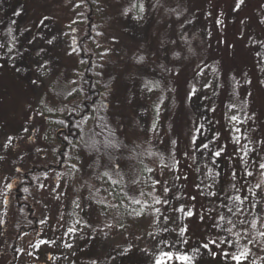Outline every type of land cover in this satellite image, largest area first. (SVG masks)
<instances>
[{
    "label": "rangeland",
    "instance_id": "374dc122",
    "mask_svg": "<svg viewBox=\"0 0 264 264\" xmlns=\"http://www.w3.org/2000/svg\"><path fill=\"white\" fill-rule=\"evenodd\" d=\"M89 1L0 0V264H186L185 255L236 264L223 252L243 249L241 264H264V0ZM183 43L219 57L195 66L194 81ZM90 60L112 80L118 140L86 134L60 163L50 115L73 102ZM194 136L227 156L213 165ZM243 145L252 151L241 161ZM209 169L219 172L211 187ZM116 189L140 206L145 227L114 221ZM208 239L231 244L210 245L214 258L200 248Z\"/></svg>",
    "mask_w": 264,
    "mask_h": 264
},
{
    "label": "trees",
    "instance_id": "16d2710c",
    "mask_svg": "<svg viewBox=\"0 0 264 264\" xmlns=\"http://www.w3.org/2000/svg\"><path fill=\"white\" fill-rule=\"evenodd\" d=\"M82 1L81 5L85 8L93 5L89 0ZM222 17V15L220 17L218 16V20H223ZM168 46L172 47V44L168 43ZM178 52L182 61L185 62L184 67H191L188 75L192 81L197 78L195 66L210 65L215 61L217 62L219 59L217 52L210 53L204 51L203 48L198 46L189 47V44L187 43H183L181 45V50ZM79 83L80 85L75 94V99L68 105L66 110L61 114L50 115V121L54 125L56 132H58L57 138L61 144L57 157L60 160V163L65 160H71L73 153L76 152V150L81 147V143L85 141L84 138H88L86 134H95V140L99 143L118 140V132L115 131L112 126V118L108 111L112 80L106 78L99 72L97 62L90 60L81 69ZM86 96L88 97L87 99H85ZM89 122L92 123V131H87L86 126ZM77 125H79V127H77ZM123 139L126 138L123 137ZM227 154L228 153L226 152L225 155L227 156ZM29 178L30 177L25 175L20 184V189L24 187L23 185ZM228 184L231 185V182ZM115 200L116 205L113 208L112 216L116 223L132 230H138L145 227V220L142 216V211L139 205L132 203L126 197H123L121 190L119 189H116ZM10 243H12L11 251L13 257H15L16 240H11Z\"/></svg>",
    "mask_w": 264,
    "mask_h": 264
},
{
    "label": "snow or ice",
    "instance_id": "6c2138e0",
    "mask_svg": "<svg viewBox=\"0 0 264 264\" xmlns=\"http://www.w3.org/2000/svg\"><path fill=\"white\" fill-rule=\"evenodd\" d=\"M242 3H243V0H238V2H237V4H236V8H239L240 5H241ZM135 7H137V5H136V4H133V5H132V8H135ZM139 10H140V12H143V11H144V8H143V5H142V4L139 6ZM128 11H129V10L126 9V10H125V14H127ZM17 15H19V13H17ZM141 18H142V17H141ZM45 19H46V18H45ZM41 23H43V21H41ZM217 23H220V22L217 21ZM51 42H52V41H49V43H51ZM0 47H3V45H0ZM143 59H144L143 56L139 57L138 62L143 61ZM41 67H43V65H42ZM248 82L250 83V81H248ZM33 83H36V81H33ZM193 94H195L194 91H193ZM87 98H88V97L86 96L85 99H87ZM48 111H52V109H48ZM39 114H40V115H43L42 112L39 113ZM82 118H83V117H82ZM231 120H232V121L240 122V121L238 120V117H236L235 115H233V116L231 117ZM77 127H79V125H77ZM201 128H202V126H201ZM201 128H197L196 131H197V132H200V133H201V136H202L203 133L201 132ZM25 131H27V129H25ZM236 131L239 132L240 129L237 128ZM9 139H11V138H9ZM198 139H199L198 137L194 136V137L192 138V141H191L192 145L195 146V149H194L195 151H199L201 148H202V149H205V150H209V151H210L209 159H212L213 157L216 158V159H212V163H213V165H216L218 160H222V159H223L224 155L226 154V147H219V148H217V149H215V150H210V149H209V144L213 142V141L211 140V138H208V140H209L208 143H205V142L203 141V139H200V142L197 143V140H198ZM234 142H235L236 144H240V136H236V137L234 138ZM262 143H264V142H262ZM5 147H7V145H5ZM91 147L95 148V142L92 143ZM97 150H98V149H97ZM234 151H235V150H234ZM241 151L243 152V155L240 156L239 159H240L241 161H243V160H244V157H245V156H248V155H249V152L252 151V149H248V148H247V145H243V146L241 147ZM62 155H63V153H62ZM185 155H187V153H185ZM202 155H203V153H202ZM228 158L231 159V155H230V154H229ZM173 159H174V164H173V165H171V166H169V165H165V167H166V168H169V170H171L175 165L179 164V161H178V160H175V158H173ZM259 168H260V169H264V163H260V164H259ZM197 171H199V169H197ZM244 171H245V174H246V175H251V173L248 172L246 168H245ZM218 175H219V172H212L211 169H209L208 177L212 180V185H209V187L214 186V184L216 183V177H217ZM231 175H232L233 177H235V176H236V172L233 171V172L231 173ZM176 179H180V177L177 176ZM185 179H186V177H185ZM157 183H161V181L158 180ZM9 187H10V186H9ZM197 187H199V186H197ZM233 187H235V185H233ZM257 187H260V185H257ZM167 190H168V189H165V191H167ZM249 191H250V189H249ZM201 194H204V193H201ZM207 195H209V196H218V194L215 193V192H209V193H207ZM191 199L195 200L196 197L193 196V197H191ZM233 199H234V201H238L239 203L242 204V203L244 202V200H247V196L243 197V199H241L240 196H236V197H234ZM166 202H167L166 200H165V201H161V200L158 199V198L155 199V203H157V204H159V203H166ZM136 203H139V201H136ZM78 206H79V205H78ZM157 211H158V209H157ZM177 211L185 212V208H184V207H181V208L177 209ZM228 211H229V212H233V208H229ZM185 214H186L187 217H192L193 215H197V216H199L198 213H194L191 209L187 210V211L185 212ZM199 218H200L201 220H203V217H202V216H199ZM221 219L223 220L224 217H221ZM229 223H231V221H229ZM241 223H243V221H241ZM214 226L219 227V225H214ZM253 226H254V225H253ZM71 231H75V229H72ZM186 231H187V228H183V229L181 230V232H180V235H181V236H184V234H185ZM227 231H228V232H231L232 229L229 228V229H227ZM260 235H261V236H264V232L260 233ZM183 242H184V243H187L186 240L183 241ZM223 243L231 244V242L228 241L227 239H225V240L208 239L206 242H203V243L200 245V248H202V249L206 250L207 252L211 253V255L215 258V256L217 255V253L212 251V248L210 247V245L219 248L220 245L223 244ZM200 248L196 249V251H199ZM130 251H131V249H128V252H130ZM249 254H250V249H243V250H240L238 253H229V252H227V251H224V252H223V255H224L225 257H229V256H231V259H232L233 261H236V264H241V262H242L243 260H246V259H247V257H248ZM181 259L184 260V261L186 262V264H194L193 258H191V257H189V256H186V255H185V256L181 257ZM157 264H160V262L158 261Z\"/></svg>",
    "mask_w": 264,
    "mask_h": 264
}]
</instances>
